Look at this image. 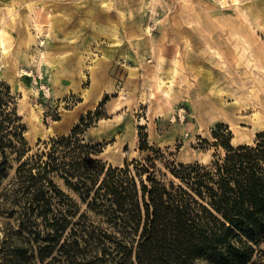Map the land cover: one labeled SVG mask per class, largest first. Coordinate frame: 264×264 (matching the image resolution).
<instances>
[{
    "label": "rangeland",
    "instance_id": "1",
    "mask_svg": "<svg viewBox=\"0 0 264 264\" xmlns=\"http://www.w3.org/2000/svg\"><path fill=\"white\" fill-rule=\"evenodd\" d=\"M236 2L0 0L8 45L0 52V81L16 96L28 153L70 133L82 116L84 140L100 144L106 166L140 159L141 140L166 150L165 160L207 164L224 154L212 145L218 123L224 124L218 133L230 130L232 144L254 143L264 132V0ZM12 164L0 192L13 178ZM65 190L81 212L110 229ZM4 217L0 264H44L30 249L23 259L15 256L14 243L29 236L9 233ZM36 221L44 235V223ZM258 249L264 252V243Z\"/></svg>",
    "mask_w": 264,
    "mask_h": 264
},
{
    "label": "trees",
    "instance_id": "2",
    "mask_svg": "<svg viewBox=\"0 0 264 264\" xmlns=\"http://www.w3.org/2000/svg\"><path fill=\"white\" fill-rule=\"evenodd\" d=\"M83 123L82 116L70 133L29 154L16 96L0 81V177L16 163L0 192V214L9 233L29 236V248L14 243L17 258L30 249L44 264H262L264 132L254 143L234 145L218 123L212 145L224 154L207 164L165 160L166 150L141 140L140 159L106 166L100 144L85 142ZM65 189L110 229L81 212Z\"/></svg>",
    "mask_w": 264,
    "mask_h": 264
},
{
    "label": "bare ground",
    "instance_id": "3",
    "mask_svg": "<svg viewBox=\"0 0 264 264\" xmlns=\"http://www.w3.org/2000/svg\"><path fill=\"white\" fill-rule=\"evenodd\" d=\"M233 1H235L236 2V0H232V3H233ZM231 3V4H232ZM237 3V2H236ZM223 4H224V2H223ZM235 4V3H234ZM228 5V4H227ZM36 28H37V30L38 31H40L41 30V28H42V26L41 25H39V24H37L36 25ZM112 41L113 42H117L118 41V39L117 38H113L112 39ZM7 41H6V35H5V32L3 31V30H0V52L1 53H3V55L7 52ZM40 55L42 56V57H44V55H45V51H43V52H41L40 53ZM11 70L8 68V70H7V72H10ZM15 71V70H14ZM21 73H22V75H23V73H24V71H23V69H21V70H19ZM133 71V70H132ZM162 84V83H161ZM160 85V84H159ZM163 87V86H162ZM159 88H161V87H159ZM220 113H222V109H220ZM50 120V122H53L51 119H49ZM254 127H259V122L258 121H254Z\"/></svg>",
    "mask_w": 264,
    "mask_h": 264
}]
</instances>
